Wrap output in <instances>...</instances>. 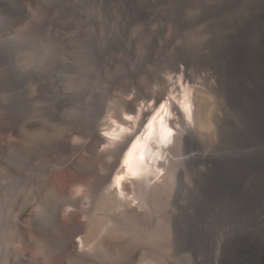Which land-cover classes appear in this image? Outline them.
<instances>
[{
	"label": "bare ground",
	"instance_id": "bare-ground-1",
	"mask_svg": "<svg viewBox=\"0 0 264 264\" xmlns=\"http://www.w3.org/2000/svg\"><path fill=\"white\" fill-rule=\"evenodd\" d=\"M101 3L136 26L143 55L138 60L130 41L110 46L105 54L114 74L91 116L42 124L27 117L28 104L33 112L40 94L27 99L24 89L0 113L33 177L41 181L53 170L73 169L87 174L90 193L87 204L77 207L79 198L60 187L49 227L37 222L32 207H21L12 262L264 264V0ZM66 30L73 37V21ZM212 98L221 101V112ZM54 129L64 135L52 140ZM209 134L260 154L235 163L236 170L221 166L216 149L204 141ZM192 165L217 170L202 185L200 196L211 201L207 208L198 196L185 206L172 190L158 209L163 198L150 185H177L182 168Z\"/></svg>",
	"mask_w": 264,
	"mask_h": 264
},
{
	"label": "rangeland",
	"instance_id": "rangeland-1",
	"mask_svg": "<svg viewBox=\"0 0 264 264\" xmlns=\"http://www.w3.org/2000/svg\"><path fill=\"white\" fill-rule=\"evenodd\" d=\"M1 1L0 113L13 106L19 91L24 89L27 99L36 93L42 99L34 106L36 111L32 112V106L28 104V118L32 115L48 126L53 122L87 119L114 74L111 58L105 54L110 46L130 41L134 49L140 52L138 60L143 55L142 36L134 35L136 26L125 23L116 7H102L101 0H19L21 4L16 3V7L11 5L12 0H9L10 4L8 0ZM70 21H73L75 29L73 37H69L66 30ZM116 68L119 72L123 66ZM211 102L214 110L222 111L218 98H212ZM180 106L186 110L185 106ZM51 132L52 140L64 135L61 129ZM223 136L209 134L204 139L208 147L216 149L214 157L216 162H223L221 166L236 170L235 163L245 165L259 156L260 150L255 147L251 150V147L246 148L243 143L232 142ZM16 142V134L4 131L0 118V264H27L13 263L10 256L18 239L17 215L21 207H32L37 222L49 227L52 222V197L60 187L79 198L75 202L77 207H84L87 204L85 200H89L87 196H90L87 174H79L73 169L53 170L41 181L33 177L29 165L20 159L22 157L18 154ZM3 143L6 144L5 149L1 147ZM190 166L182 168L177 185L160 182L150 185L149 190L162 195V204L158 209H163L172 190L185 206L197 196L203 207L211 202L200 194L203 193L202 185H209L215 176L216 168L207 170L198 165ZM161 174L160 171L158 176ZM215 188L219 194L228 196L226 191ZM252 208L257 206H247V216ZM196 215L199 217L200 213Z\"/></svg>",
	"mask_w": 264,
	"mask_h": 264
}]
</instances>
